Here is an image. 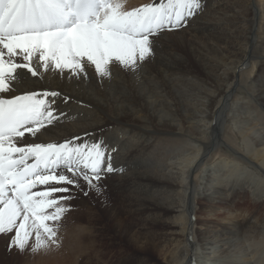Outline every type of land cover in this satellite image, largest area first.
I'll use <instances>...</instances> for the list:
<instances>
[{
	"label": "bare ground",
	"instance_id": "obj_1",
	"mask_svg": "<svg viewBox=\"0 0 264 264\" xmlns=\"http://www.w3.org/2000/svg\"><path fill=\"white\" fill-rule=\"evenodd\" d=\"M121 2L128 11L153 0ZM87 71L29 74L34 90L61 93L65 114L41 140L103 141L123 169L100 181L98 200L95 190H73L66 205L88 223L81 246L95 243L97 255L109 227L111 246L125 237L147 249L140 264H264V0H203L186 26L160 34L139 72ZM0 240L2 258L17 259ZM148 250H162L163 261ZM40 263L59 257L40 251Z\"/></svg>",
	"mask_w": 264,
	"mask_h": 264
},
{
	"label": "snow or ice",
	"instance_id": "obj_2",
	"mask_svg": "<svg viewBox=\"0 0 264 264\" xmlns=\"http://www.w3.org/2000/svg\"><path fill=\"white\" fill-rule=\"evenodd\" d=\"M202 8L203 0H153L128 11L121 0H0V234H11L9 250L23 252L30 241L32 252L58 246L73 190L100 194V181L123 171L103 141L41 140L65 114L56 107L61 93L34 90L29 74H135L161 33L186 26Z\"/></svg>",
	"mask_w": 264,
	"mask_h": 264
},
{
	"label": "rangeland",
	"instance_id": "obj_3",
	"mask_svg": "<svg viewBox=\"0 0 264 264\" xmlns=\"http://www.w3.org/2000/svg\"><path fill=\"white\" fill-rule=\"evenodd\" d=\"M95 194L98 200L99 199L98 194L97 193ZM66 203L67 201L63 202L64 206L67 208V211L63 214L61 220L58 222V232H57L58 246L49 244V246L46 248H41L37 252H32L30 250V246L33 241H30L29 248H26L23 252H20L15 247H13V250L17 253V259L11 256H7V258L4 259L2 258V256L5 250L1 248V244H0V264H12V263L13 264H35L36 256L38 254L40 255V251H47V252L49 251L52 255H58L59 257L58 264H112L111 257H116L121 254L124 256H127V258L131 260V264H140L143 258H145L146 253H148V252H145L147 249L140 250L141 248L139 246L132 245L129 238L125 239L124 236H123L124 240L119 239L118 241H116L117 244H115V246L116 247L124 246L123 249L125 251L121 250L119 252L120 248L111 246V244L109 243V239L112 236L110 235L111 228L109 227L103 228V230H106L107 232L100 234V237H99L100 240L99 238H97L98 239L97 244H98V249H99L97 255H94L93 252L91 253L93 246H96V244L92 243L91 246L87 245L86 247H84V246H81L80 241H79L80 238L85 239V236L88 235L87 219L83 217L82 215H80L77 209L71 210L69 208L70 206L66 205ZM244 203L246 204L247 201L244 200ZM220 208L221 206L219 205H215L213 207V217H215L216 221H219L220 218L223 217L222 211L220 210ZM98 216L100 217L101 220L104 218L101 212L98 213ZM205 223H208V222H205ZM10 235L0 234V236L4 238H9ZM84 251H86L87 254L86 253L84 254L83 253ZM149 252H150L149 254H151L150 257H153L154 259L158 261H163L162 250H152ZM27 255L29 257L31 256V260L24 261Z\"/></svg>",
	"mask_w": 264,
	"mask_h": 264
}]
</instances>
